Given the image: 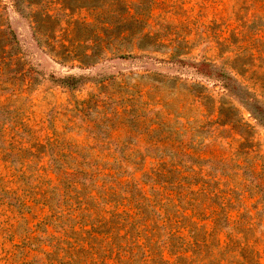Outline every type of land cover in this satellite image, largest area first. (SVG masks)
Listing matches in <instances>:
<instances>
[{
    "label": "rangeland",
    "instance_id": "1",
    "mask_svg": "<svg viewBox=\"0 0 264 264\" xmlns=\"http://www.w3.org/2000/svg\"><path fill=\"white\" fill-rule=\"evenodd\" d=\"M17 6L0 264H264V0Z\"/></svg>",
    "mask_w": 264,
    "mask_h": 264
},
{
    "label": "trees",
    "instance_id": "2",
    "mask_svg": "<svg viewBox=\"0 0 264 264\" xmlns=\"http://www.w3.org/2000/svg\"><path fill=\"white\" fill-rule=\"evenodd\" d=\"M22 1V0H21ZM20 2V0H14V4H15V6H16V10H18V3ZM18 12L21 14V11H19L18 10ZM45 18H47V19H50V16H48V15H45Z\"/></svg>",
    "mask_w": 264,
    "mask_h": 264
}]
</instances>
